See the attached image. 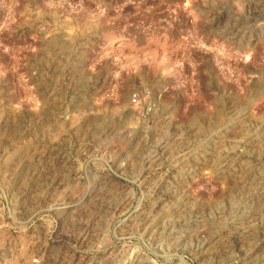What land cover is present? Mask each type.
Wrapping results in <instances>:
<instances>
[{
	"label": "rangeland",
	"instance_id": "rangeland-1",
	"mask_svg": "<svg viewBox=\"0 0 264 264\" xmlns=\"http://www.w3.org/2000/svg\"><path fill=\"white\" fill-rule=\"evenodd\" d=\"M0 264H264V0H0Z\"/></svg>",
	"mask_w": 264,
	"mask_h": 264
},
{
	"label": "built area",
	"instance_id": "built-area-1",
	"mask_svg": "<svg viewBox=\"0 0 264 264\" xmlns=\"http://www.w3.org/2000/svg\"><path fill=\"white\" fill-rule=\"evenodd\" d=\"M134 97H137V95H135Z\"/></svg>",
	"mask_w": 264,
	"mask_h": 264
}]
</instances>
